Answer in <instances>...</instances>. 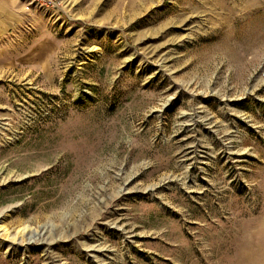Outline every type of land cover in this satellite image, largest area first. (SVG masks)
<instances>
[{
    "label": "rangeland",
    "instance_id": "rangeland-1",
    "mask_svg": "<svg viewBox=\"0 0 264 264\" xmlns=\"http://www.w3.org/2000/svg\"><path fill=\"white\" fill-rule=\"evenodd\" d=\"M62 4L0 44V264H264V0Z\"/></svg>",
    "mask_w": 264,
    "mask_h": 264
},
{
    "label": "crops",
    "instance_id": "crops-1",
    "mask_svg": "<svg viewBox=\"0 0 264 264\" xmlns=\"http://www.w3.org/2000/svg\"><path fill=\"white\" fill-rule=\"evenodd\" d=\"M27 15L18 0H0V44H5L11 38V32L19 27V22Z\"/></svg>",
    "mask_w": 264,
    "mask_h": 264
},
{
    "label": "built area",
    "instance_id": "built-area-1",
    "mask_svg": "<svg viewBox=\"0 0 264 264\" xmlns=\"http://www.w3.org/2000/svg\"><path fill=\"white\" fill-rule=\"evenodd\" d=\"M20 2L27 13L37 14L59 12L63 5V0H20Z\"/></svg>",
    "mask_w": 264,
    "mask_h": 264
},
{
    "label": "bare ground",
    "instance_id": "bare-ground-1",
    "mask_svg": "<svg viewBox=\"0 0 264 264\" xmlns=\"http://www.w3.org/2000/svg\"><path fill=\"white\" fill-rule=\"evenodd\" d=\"M52 18H54V15L52 16ZM57 18V17H56ZM56 20V22L58 21V19H55Z\"/></svg>",
    "mask_w": 264,
    "mask_h": 264
}]
</instances>
